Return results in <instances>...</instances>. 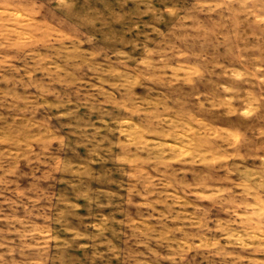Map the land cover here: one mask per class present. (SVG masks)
Masks as SVG:
<instances>
[{
    "label": "rangeland",
    "instance_id": "obj_1",
    "mask_svg": "<svg viewBox=\"0 0 264 264\" xmlns=\"http://www.w3.org/2000/svg\"><path fill=\"white\" fill-rule=\"evenodd\" d=\"M0 264H264V0H0Z\"/></svg>",
    "mask_w": 264,
    "mask_h": 264
}]
</instances>
